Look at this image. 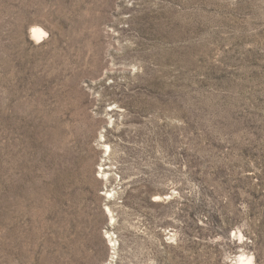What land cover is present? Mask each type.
I'll return each mask as SVG.
<instances>
[{"label": "rangeland", "instance_id": "374dc122", "mask_svg": "<svg viewBox=\"0 0 264 264\" xmlns=\"http://www.w3.org/2000/svg\"><path fill=\"white\" fill-rule=\"evenodd\" d=\"M0 264H264V0H0Z\"/></svg>", "mask_w": 264, "mask_h": 264}, {"label": "bare ground", "instance_id": "6f19581e", "mask_svg": "<svg viewBox=\"0 0 264 264\" xmlns=\"http://www.w3.org/2000/svg\"><path fill=\"white\" fill-rule=\"evenodd\" d=\"M46 32L43 30V29H41V28H38V29H35L34 30V32H33V35L35 36V37H41L42 35H44ZM249 263H251V261H249Z\"/></svg>", "mask_w": 264, "mask_h": 264}]
</instances>
